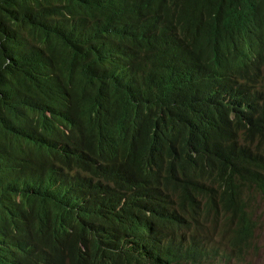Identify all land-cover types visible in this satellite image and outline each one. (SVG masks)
Returning a JSON list of instances; mask_svg holds the SVG:
<instances>
[{"label": "trees", "instance_id": "trees-1", "mask_svg": "<svg viewBox=\"0 0 264 264\" xmlns=\"http://www.w3.org/2000/svg\"><path fill=\"white\" fill-rule=\"evenodd\" d=\"M262 202L264 0H0V264H225Z\"/></svg>", "mask_w": 264, "mask_h": 264}, {"label": "rangeland", "instance_id": "rangeland-1", "mask_svg": "<svg viewBox=\"0 0 264 264\" xmlns=\"http://www.w3.org/2000/svg\"><path fill=\"white\" fill-rule=\"evenodd\" d=\"M260 216V224L256 233V238L253 243V249L249 252L240 263L239 260H235L232 264H264V202ZM224 240H219L223 242Z\"/></svg>", "mask_w": 264, "mask_h": 264}, {"label": "clouds", "instance_id": "clouds-1", "mask_svg": "<svg viewBox=\"0 0 264 264\" xmlns=\"http://www.w3.org/2000/svg\"><path fill=\"white\" fill-rule=\"evenodd\" d=\"M260 216H259V218H258V226H257V228H256V233H257V230H258V227H259V224H260ZM255 238H256V234H255V236H254V238L251 240L252 241V243H254V240H255ZM250 241V242H251ZM250 244V243H249ZM253 249V248H252ZM251 249V250H252ZM248 250H249V245H248V247L243 251V252H240V251H234L235 253H246V252H248ZM250 250V251H251ZM249 255V253L246 255V256H248ZM244 258H240V257H234L233 259H231L230 261H227L225 264H232L235 260H239L240 261V263H242Z\"/></svg>", "mask_w": 264, "mask_h": 264}]
</instances>
